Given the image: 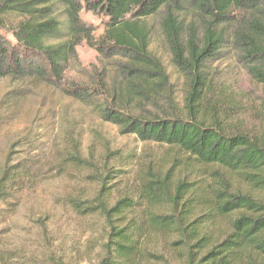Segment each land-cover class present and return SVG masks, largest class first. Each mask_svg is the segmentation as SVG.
<instances>
[{
    "label": "trees",
    "instance_id": "trees-1",
    "mask_svg": "<svg viewBox=\"0 0 264 264\" xmlns=\"http://www.w3.org/2000/svg\"><path fill=\"white\" fill-rule=\"evenodd\" d=\"M60 9L63 20L56 15ZM82 9L105 16L97 40L80 17ZM161 13L172 66L187 86L181 109L170 106L146 116L100 103V117L123 134L177 147L201 165L264 189V118L254 134L225 129L215 114L217 91L213 93L206 70V63L230 46L249 74L264 84V0H0V29L4 17L22 18L11 30L12 43L0 34V78L62 81L84 38L100 54L121 57L112 63L118 64L126 85L161 89L168 75L149 50L153 30L148 23ZM25 171L5 164L0 202L17 196ZM111 174L103 178L92 203L72 205L104 220L106 236L97 264H175L169 254L147 246L156 233L184 251L183 264H250L264 255V203L231 190L223 178L218 182L212 174L211 181L201 184L171 175V168L163 174L141 171L129 191L111 202L105 185ZM158 204L167 210L154 211ZM223 224L226 230L218 234ZM2 243L0 235V264H6L11 259Z\"/></svg>",
    "mask_w": 264,
    "mask_h": 264
},
{
    "label": "rangeland",
    "instance_id": "rangeland-1",
    "mask_svg": "<svg viewBox=\"0 0 264 264\" xmlns=\"http://www.w3.org/2000/svg\"><path fill=\"white\" fill-rule=\"evenodd\" d=\"M60 11L56 15L63 20ZM80 17L97 40L103 34L105 16L82 9ZM161 19L162 13L148 19L153 30L149 50L168 75L161 89L126 85L125 75L112 63L121 57L100 54L84 38L75 46L76 57L67 64L62 81L0 78V174L6 163L26 167L17 196L0 202L2 249L11 259L6 264H97L106 236L104 220L99 214L84 215L72 205L92 203L108 171L112 176L105 185L111 202L129 191L141 171L163 174L171 168V175L201 184L214 174L231 190L264 203V189L201 165L177 147L123 134L100 117L101 104L146 116L170 106L181 109L187 86L172 66ZM21 20L15 15L4 17L0 34L10 43L11 30ZM206 70L213 79V93L217 91L213 101L222 126L258 132L264 118V84L249 74L248 65L230 46L206 63ZM153 209L167 210L162 204ZM225 230L223 224L218 234ZM147 246L169 254L175 264L184 262V251L171 247L162 233L154 234ZM250 264H264V255H257Z\"/></svg>",
    "mask_w": 264,
    "mask_h": 264
}]
</instances>
